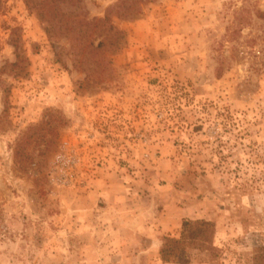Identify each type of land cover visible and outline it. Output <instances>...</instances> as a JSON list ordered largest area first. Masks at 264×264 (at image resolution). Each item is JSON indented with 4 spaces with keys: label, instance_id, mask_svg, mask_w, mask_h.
<instances>
[{
    "label": "rangeland",
    "instance_id": "1",
    "mask_svg": "<svg viewBox=\"0 0 264 264\" xmlns=\"http://www.w3.org/2000/svg\"><path fill=\"white\" fill-rule=\"evenodd\" d=\"M40 1L0 0V264H253L264 0H54L50 35ZM134 210L166 218L157 240L105 252ZM186 218L213 221L215 261L161 262Z\"/></svg>",
    "mask_w": 264,
    "mask_h": 264
},
{
    "label": "trees",
    "instance_id": "2",
    "mask_svg": "<svg viewBox=\"0 0 264 264\" xmlns=\"http://www.w3.org/2000/svg\"><path fill=\"white\" fill-rule=\"evenodd\" d=\"M79 3V0H70ZM54 0H42L38 2L37 11L41 13V17L48 22L46 27L47 33L50 35L52 32V3ZM43 13V14H42ZM95 28L103 27L106 31L105 35L110 31V34L117 33L111 24H106V17L94 21ZM102 39L98 40L95 44L88 42L86 48L91 50H98L102 46ZM112 44H115L112 43ZM70 46L82 51L84 42L70 43ZM215 234V225L213 221L206 219H190L186 218L181 221L180 232L178 237L163 236L161 238L160 247L158 250L159 259L163 263H177L187 260L191 253L200 252L208 256V260L215 261L219 255L218 248L213 244ZM253 264H264V246H259L255 249L252 256Z\"/></svg>",
    "mask_w": 264,
    "mask_h": 264
},
{
    "label": "crops",
    "instance_id": "3",
    "mask_svg": "<svg viewBox=\"0 0 264 264\" xmlns=\"http://www.w3.org/2000/svg\"><path fill=\"white\" fill-rule=\"evenodd\" d=\"M165 220L162 215L149 219L147 214L136 210L106 216L99 246L103 247L105 252H119L120 257L124 252L123 258L126 259V252L146 251L147 245L153 242L154 238L157 240L155 233L165 228Z\"/></svg>",
    "mask_w": 264,
    "mask_h": 264
}]
</instances>
